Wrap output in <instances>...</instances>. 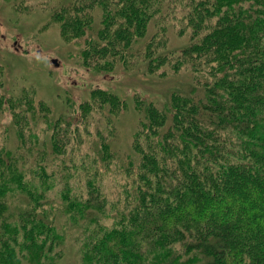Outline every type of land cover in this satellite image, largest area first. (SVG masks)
Here are the masks:
<instances>
[{
    "label": "trees",
    "instance_id": "16d2710c",
    "mask_svg": "<svg viewBox=\"0 0 264 264\" xmlns=\"http://www.w3.org/2000/svg\"><path fill=\"white\" fill-rule=\"evenodd\" d=\"M51 9L65 39L84 37L85 66L140 61L148 74L183 69L190 82L160 103L134 92L136 122L121 146L128 102L116 92L90 88L72 121L46 119L38 100L45 126L31 142L42 131L40 144L0 148V264L60 256L65 233L43 207L55 185L79 264H264V0H66ZM166 20L186 35L178 49L165 48ZM0 102L22 139L33 90ZM22 149L36 152L32 169ZM16 192L29 200L17 211L8 201Z\"/></svg>",
    "mask_w": 264,
    "mask_h": 264
},
{
    "label": "rangeland",
    "instance_id": "374dc122",
    "mask_svg": "<svg viewBox=\"0 0 264 264\" xmlns=\"http://www.w3.org/2000/svg\"><path fill=\"white\" fill-rule=\"evenodd\" d=\"M63 1L66 0H0V96L10 100L22 87L34 93V112L28 111L29 116L21 122L22 139L14 129L11 109L6 102H0V148L13 150L22 143L26 146L40 144L44 138L42 131L38 143L31 142V133L37 134L40 126H45L44 111L40 110L38 100L48 106L46 119L66 117L72 121L78 104L87 99L89 89L93 87L116 92L127 100V108L117 119L116 140L120 146L126 145L136 122V112L130 104L134 92L160 103L171 91L183 89L190 82L188 72L183 69L177 73L167 71L164 75L148 74L140 61L127 68L116 65L109 71L85 66L81 57L84 37L65 39L58 23L51 20V6ZM178 21L175 19V23L179 24ZM167 22L165 48L178 49L186 43V35H178V28L171 27L175 23L164 21ZM22 152L28 156L25 165L32 169L36 152L28 154L25 149ZM58 190L57 185L51 187L48 199L43 203L57 230L62 236L65 233L60 256L51 264H79L77 246L73 242L77 234L76 231L65 230L66 216ZM8 201L10 210L15 211L29 202L25 194L18 192L12 193ZM22 264L28 263L22 261Z\"/></svg>",
    "mask_w": 264,
    "mask_h": 264
},
{
    "label": "water",
    "instance_id": "95a60500",
    "mask_svg": "<svg viewBox=\"0 0 264 264\" xmlns=\"http://www.w3.org/2000/svg\"><path fill=\"white\" fill-rule=\"evenodd\" d=\"M52 62H53L54 64H56V61H55V60H52Z\"/></svg>",
    "mask_w": 264,
    "mask_h": 264
}]
</instances>
